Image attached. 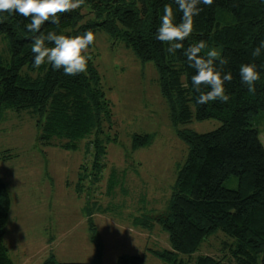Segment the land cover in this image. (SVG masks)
<instances>
[{"label": "trees", "instance_id": "16d2710c", "mask_svg": "<svg viewBox=\"0 0 264 264\" xmlns=\"http://www.w3.org/2000/svg\"><path fill=\"white\" fill-rule=\"evenodd\" d=\"M165 4L173 7L179 23L182 13L174 0H86L81 8L61 14L59 25L45 22L40 32L76 36L88 30L104 31L140 62H152L156 68L170 122L187 153L177 170L167 212L153 218L167 233L170 247L151 253L166 264H185L179 255L193 254L219 230L235 241L228 247L232 260L202 254L193 264H264V144L260 129L254 126L264 112V50L252 56L264 40V0H214L211 6L199 5L203 11L194 18L193 33L184 46L203 40L209 49L215 47L228 60L223 73L231 72L233 77L225 82L231 97L227 103L216 100L203 105L197 103L198 93L192 86L196 70L189 66L183 50L167 53L168 45L156 38ZM0 18L4 21L0 36L9 51L5 63L0 57V120L4 109L28 110L36 119L40 144L76 150L86 139V150L93 154L92 180L100 179L107 144L118 139L117 134H110L113 111L91 52H87L91 57L87 71L75 76L48 63L35 68L31 47L33 36L40 33L29 32L25 26L30 19L18 13H0ZM248 63L261 73L255 94L248 92L239 74L240 66ZM193 119H217L220 126L204 133L184 128ZM151 139L148 134H134L131 146L144 147ZM232 177L238 186L225 187L224 182ZM7 187L0 181V264H14L4 242L11 210ZM144 218L136 221L147 226ZM90 224L92 239L100 248L94 224ZM144 261L139 255L123 254L116 264ZM41 264L93 263L59 261L50 252Z\"/></svg>", "mask_w": 264, "mask_h": 264}, {"label": "rangeland", "instance_id": "374dc122", "mask_svg": "<svg viewBox=\"0 0 264 264\" xmlns=\"http://www.w3.org/2000/svg\"><path fill=\"white\" fill-rule=\"evenodd\" d=\"M88 52L113 111L110 134H117L118 141L107 144L105 166L100 179L93 181V154L86 150V139L76 150L42 145L36 119L28 110H3L0 181L11 197L4 235L9 255L14 264H41L50 252L63 262L116 264L118 256L129 254L143 257L144 264H166L150 251L170 247L167 233L153 218L168 210L187 147L175 135L152 62H140L104 31L96 32ZM0 57L4 63L9 60L2 36ZM218 126L217 119H193L184 128L204 133ZM254 126L264 144V112ZM134 134L151 135V143L133 149ZM224 184L238 186L234 177ZM142 217L149 221L147 226L136 221ZM90 222L100 248L92 239ZM234 242L218 230L196 252L179 258L185 264L202 254L232 260L228 247Z\"/></svg>", "mask_w": 264, "mask_h": 264}, {"label": "clouds", "instance_id": "9594fccd", "mask_svg": "<svg viewBox=\"0 0 264 264\" xmlns=\"http://www.w3.org/2000/svg\"><path fill=\"white\" fill-rule=\"evenodd\" d=\"M85 3L86 0H0V13H18L30 19V23L25 26L27 30L34 34L40 33L33 36V67L39 68L48 63L55 70L62 68L65 75L75 76L87 71L88 61L91 59L87 52L89 46L95 42V34L88 30L83 35L76 36L56 32H48L45 35L40 30L45 22L59 25L61 14L79 9ZM174 3L182 13L180 22H175L173 7L165 4L156 38L168 45L165 49L167 53L175 54L178 50H183L189 66L196 70L191 80L194 91L198 93L197 103L203 105L216 100L227 103L231 97L226 93L225 82H231L233 79L231 72L223 73V66L228 60L222 57L215 47L209 49L203 40L187 48L183 43L193 33L194 18L203 11L199 5L211 6L214 0H174ZM3 22V18H0V23ZM262 50L264 40L255 47L252 56H260ZM239 74L248 92L255 94V84L261 78L257 66L254 63L242 64Z\"/></svg>", "mask_w": 264, "mask_h": 264}, {"label": "crops", "instance_id": "0c3cea01", "mask_svg": "<svg viewBox=\"0 0 264 264\" xmlns=\"http://www.w3.org/2000/svg\"><path fill=\"white\" fill-rule=\"evenodd\" d=\"M5 242V241H4ZM6 243V242H5ZM6 245V244H5ZM7 247V246H6ZM7 249H8V247H7ZM11 257V256H10ZM12 258V257H11ZM13 260V259H12ZM14 262V261H13ZM29 262V261H28Z\"/></svg>", "mask_w": 264, "mask_h": 264}]
</instances>
